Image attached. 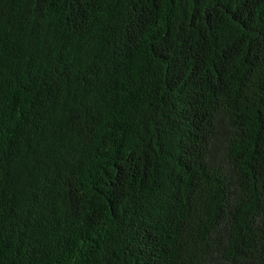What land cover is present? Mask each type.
Returning <instances> with one entry per match:
<instances>
[{
    "label": "trees",
    "instance_id": "1",
    "mask_svg": "<svg viewBox=\"0 0 264 264\" xmlns=\"http://www.w3.org/2000/svg\"><path fill=\"white\" fill-rule=\"evenodd\" d=\"M0 264H264V0H0Z\"/></svg>",
    "mask_w": 264,
    "mask_h": 264
}]
</instances>
